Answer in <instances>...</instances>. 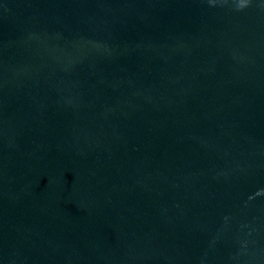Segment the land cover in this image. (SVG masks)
I'll return each mask as SVG.
<instances>
[{"label":"water","instance_id":"obj_1","mask_svg":"<svg viewBox=\"0 0 264 264\" xmlns=\"http://www.w3.org/2000/svg\"><path fill=\"white\" fill-rule=\"evenodd\" d=\"M0 264H264V0H0Z\"/></svg>","mask_w":264,"mask_h":264}]
</instances>
